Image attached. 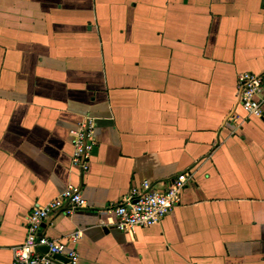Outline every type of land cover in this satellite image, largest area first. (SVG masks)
Masks as SVG:
<instances>
[{"label": "crops", "instance_id": "0c3cea01", "mask_svg": "<svg viewBox=\"0 0 264 264\" xmlns=\"http://www.w3.org/2000/svg\"><path fill=\"white\" fill-rule=\"evenodd\" d=\"M245 72L264 73V0H0V264L70 185L87 207L40 232L78 264H264V104L239 103ZM85 118L81 171L70 131ZM181 173L161 222L117 228L109 207Z\"/></svg>", "mask_w": 264, "mask_h": 264}, {"label": "built area", "instance_id": "2783aa9c", "mask_svg": "<svg viewBox=\"0 0 264 264\" xmlns=\"http://www.w3.org/2000/svg\"><path fill=\"white\" fill-rule=\"evenodd\" d=\"M236 88L238 101L248 116L260 115L264 104V73L239 74ZM93 126V120L85 118L77 128L70 131L72 167L81 171L88 169V160L95 146ZM189 179L188 173H181L165 190L156 189L148 181L133 188L121 204L108 208L117 219V228L129 232L161 222L179 204L180 194ZM86 207L87 202L80 189L73 185L47 204L35 207L27 218L25 241L13 247V264H59L58 256L66 257L67 264H78L80 256L76 250H69L67 243L41 235L40 231L43 223L56 211L66 208L67 212H72ZM80 236L81 232L77 231L70 240L75 243Z\"/></svg>", "mask_w": 264, "mask_h": 264}, {"label": "water", "instance_id": "95a60500", "mask_svg": "<svg viewBox=\"0 0 264 264\" xmlns=\"http://www.w3.org/2000/svg\"><path fill=\"white\" fill-rule=\"evenodd\" d=\"M44 251L46 250L45 248L43 249ZM58 258L60 259H64L62 256H58ZM65 260V259H64Z\"/></svg>", "mask_w": 264, "mask_h": 264}]
</instances>
